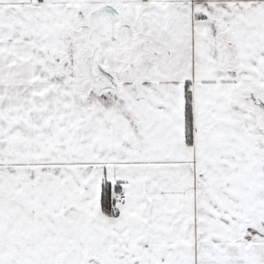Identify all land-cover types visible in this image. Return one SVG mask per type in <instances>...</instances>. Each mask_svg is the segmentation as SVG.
I'll return each instance as SVG.
<instances>
[{"label": "snow or ice", "instance_id": "1", "mask_svg": "<svg viewBox=\"0 0 264 264\" xmlns=\"http://www.w3.org/2000/svg\"><path fill=\"white\" fill-rule=\"evenodd\" d=\"M0 264H264V0H0Z\"/></svg>", "mask_w": 264, "mask_h": 264}]
</instances>
